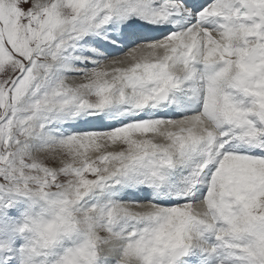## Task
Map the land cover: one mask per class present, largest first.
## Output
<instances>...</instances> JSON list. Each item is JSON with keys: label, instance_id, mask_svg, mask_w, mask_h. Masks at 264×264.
I'll use <instances>...</instances> for the list:
<instances>
[{"label": "snow or ice", "instance_id": "6c2138e0", "mask_svg": "<svg viewBox=\"0 0 264 264\" xmlns=\"http://www.w3.org/2000/svg\"><path fill=\"white\" fill-rule=\"evenodd\" d=\"M0 264H264V0H0Z\"/></svg>", "mask_w": 264, "mask_h": 264}]
</instances>
